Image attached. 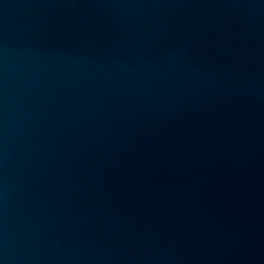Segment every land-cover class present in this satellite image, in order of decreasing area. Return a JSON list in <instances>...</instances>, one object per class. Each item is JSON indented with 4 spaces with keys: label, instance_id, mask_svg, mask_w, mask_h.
Returning a JSON list of instances; mask_svg holds the SVG:
<instances>
[{
    "label": "water",
    "instance_id": "1",
    "mask_svg": "<svg viewBox=\"0 0 264 264\" xmlns=\"http://www.w3.org/2000/svg\"><path fill=\"white\" fill-rule=\"evenodd\" d=\"M0 264H264V0H0Z\"/></svg>",
    "mask_w": 264,
    "mask_h": 264
}]
</instances>
